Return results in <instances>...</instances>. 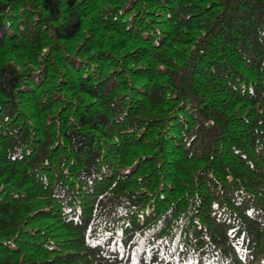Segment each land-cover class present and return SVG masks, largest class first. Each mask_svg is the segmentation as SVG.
Returning <instances> with one entry per match:
<instances>
[{
  "label": "trees",
  "instance_id": "trees-1",
  "mask_svg": "<svg viewBox=\"0 0 264 264\" xmlns=\"http://www.w3.org/2000/svg\"><path fill=\"white\" fill-rule=\"evenodd\" d=\"M0 264H264V0H0Z\"/></svg>",
  "mask_w": 264,
  "mask_h": 264
}]
</instances>
